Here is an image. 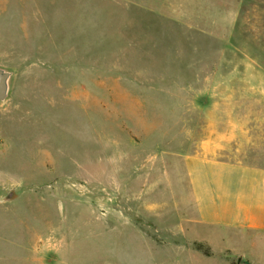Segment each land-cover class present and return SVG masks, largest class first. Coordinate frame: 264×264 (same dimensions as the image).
I'll list each match as a JSON object with an SVG mask.
<instances>
[{"label":"rangeland","instance_id":"1","mask_svg":"<svg viewBox=\"0 0 264 264\" xmlns=\"http://www.w3.org/2000/svg\"><path fill=\"white\" fill-rule=\"evenodd\" d=\"M0 66V264L236 260L185 158L264 121V0H0Z\"/></svg>","mask_w":264,"mask_h":264},{"label":"crops","instance_id":"2","mask_svg":"<svg viewBox=\"0 0 264 264\" xmlns=\"http://www.w3.org/2000/svg\"><path fill=\"white\" fill-rule=\"evenodd\" d=\"M212 124L199 152L185 158L186 200L194 208L190 223L217 234L225 242L224 253L264 264V121L249 122L250 132L232 124L226 134ZM240 137L248 141L246 153L235 144ZM209 237L199 241L211 246Z\"/></svg>","mask_w":264,"mask_h":264},{"label":"water","instance_id":"3","mask_svg":"<svg viewBox=\"0 0 264 264\" xmlns=\"http://www.w3.org/2000/svg\"><path fill=\"white\" fill-rule=\"evenodd\" d=\"M15 72L9 68L0 66V101L6 102L12 92Z\"/></svg>","mask_w":264,"mask_h":264},{"label":"trees","instance_id":"4","mask_svg":"<svg viewBox=\"0 0 264 264\" xmlns=\"http://www.w3.org/2000/svg\"><path fill=\"white\" fill-rule=\"evenodd\" d=\"M202 247H203V245H201V244L198 245L199 249H202ZM229 264H247V262L245 260H243L242 258H237L235 261L233 260Z\"/></svg>","mask_w":264,"mask_h":264}]
</instances>
